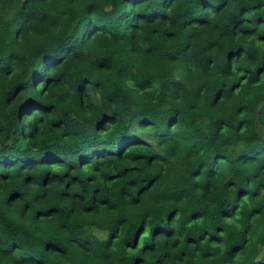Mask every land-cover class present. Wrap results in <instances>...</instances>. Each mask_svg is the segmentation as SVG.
<instances>
[{
    "label": "trees",
    "instance_id": "1",
    "mask_svg": "<svg viewBox=\"0 0 264 264\" xmlns=\"http://www.w3.org/2000/svg\"><path fill=\"white\" fill-rule=\"evenodd\" d=\"M0 264H264V0H0Z\"/></svg>",
    "mask_w": 264,
    "mask_h": 264
}]
</instances>
